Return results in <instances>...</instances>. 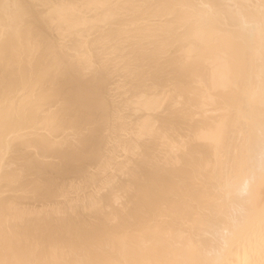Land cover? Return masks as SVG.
Masks as SVG:
<instances>
[{"label":"bare ground","instance_id":"obj_1","mask_svg":"<svg viewBox=\"0 0 264 264\" xmlns=\"http://www.w3.org/2000/svg\"><path fill=\"white\" fill-rule=\"evenodd\" d=\"M67 0H0V45L8 48L29 34L52 36L51 20ZM203 0H147V6L122 8L114 13L110 25L115 31L136 25L140 39H163L173 47L167 60L156 63L138 50L120 53L139 61L143 69L138 79H130L125 93L129 99L138 95L166 94L170 87L184 96L182 112H173L171 104L155 108L151 104L127 109L122 136L112 116L120 105L110 99L114 84L122 79L115 66L106 69L94 81L67 78L62 92L70 101L81 95L89 99L85 115L94 127L76 147L57 155L55 162L41 166L32 153L21 155L13 149L10 164L26 168L38 181L56 187L83 185L75 195L82 201L96 188L110 182L100 199L102 208L82 222L81 231L69 240L63 258L90 264H192L212 259L220 264H251L258 253L246 238L225 236L221 228L224 206L214 202L217 189L227 181L230 189L247 193L250 180L260 167L264 150V100L260 84L264 64L258 51L246 63L238 80L224 90L218 71L198 50L199 35L193 26L191 10ZM227 11L230 0H214ZM146 121H156L159 133L146 132L143 138L133 133ZM219 128V140H195L182 153L178 168L157 167L169 151L170 142L195 136L201 129ZM138 145L142 156L129 155L122 170L118 157L126 147ZM111 162V163H110ZM135 194L127 196L123 209L112 207L113 191L129 186ZM0 195V225L13 246L27 250L31 222L8 211L14 203L20 209L39 207L15 194ZM120 215L121 224L107 223L111 212Z\"/></svg>","mask_w":264,"mask_h":264},{"label":"snow or ice","instance_id":"obj_2","mask_svg":"<svg viewBox=\"0 0 264 264\" xmlns=\"http://www.w3.org/2000/svg\"><path fill=\"white\" fill-rule=\"evenodd\" d=\"M202 7L210 8L211 0H203ZM99 7L111 9L103 16L86 18L82 23L66 21L64 13L58 12L51 20L55 26L52 36H33L29 34L18 44L8 48H0V102L7 107L10 114L8 121L0 124V171L5 165L9 169V185L18 184L25 175V169L9 163V156L16 146L32 153L41 166L52 165L58 154L66 149L76 147L91 132L93 121L85 115L89 99L81 95L77 101H70L57 88L61 77L75 73L81 81H94L106 69L115 66L122 73L119 84H114L109 93L113 103L120 105V111L113 114L112 120L120 126V134L126 136L129 130L123 126V117L128 108L151 104L161 108L171 104L173 112H182L184 96L170 87L166 94L138 95L129 99L125 95L128 81L138 79L143 71L139 61L120 53L129 48L138 50L142 55L150 57L156 63L167 60L173 45L163 39H140L134 33L136 25L123 26L115 31H107L102 26L110 25L116 18L114 13L122 8L147 6V0H112L110 4ZM18 114L27 116L21 121ZM219 128L215 130L201 128L197 134L179 141L170 142L168 153L154 166L178 168L182 165L180 156L187 152L188 144L195 140H212L218 142ZM158 134L159 124L146 121L133 134L143 138L145 133ZM129 155L141 157L138 145L126 147L119 155L118 162L122 170L128 167ZM111 163V162H110ZM40 181L32 187L39 188ZM83 185L73 184L70 191L76 194ZM110 182L98 187L83 200V205L93 211L102 208L100 199L108 190ZM134 189L130 185L122 191H113L112 207L123 209L129 192ZM8 211L18 218L24 212L14 203L8 204ZM107 223L113 228L121 224L120 215L111 212ZM225 236L228 234L225 232ZM260 264H264V248L260 250Z\"/></svg>","mask_w":264,"mask_h":264},{"label":"clouds","instance_id":"obj_3","mask_svg":"<svg viewBox=\"0 0 264 264\" xmlns=\"http://www.w3.org/2000/svg\"><path fill=\"white\" fill-rule=\"evenodd\" d=\"M111 2L67 0L58 12L62 11L68 22L82 23L86 18L100 17L113 11L98 6ZM211 3L210 8L199 5L192 9L191 15L199 35L198 50L218 71L227 92L256 52V41L264 64V0H230L227 11H222L214 0ZM67 78L79 79L75 73L61 77L57 88L62 94L61 86ZM260 92L264 100V79L260 84ZM9 118L7 107L0 102V124ZM15 118L27 120L24 114H18ZM15 150L24 156L30 154L20 146H16ZM260 161L258 172L252 176L247 193L230 189L227 181H224L214 196V202L223 205L225 209L221 228L233 239L246 238L258 253L251 264H260V250L264 248V150ZM24 169L25 175L21 181L11 186L15 188V194L23 196L28 203L39 204V207L23 209L24 217L31 222L29 247L27 250L15 248L0 225V264H90L63 256L68 251L70 238L80 233L82 222L95 212L83 205V201L70 191L71 187L60 186L54 191H48L49 185L40 181L41 186L34 189L32 185L37 180ZM8 175L9 169L5 165L3 171H0V195L9 194ZM133 194L135 190L129 192V195ZM192 264H220V261L203 259L193 261Z\"/></svg>","mask_w":264,"mask_h":264}]
</instances>
